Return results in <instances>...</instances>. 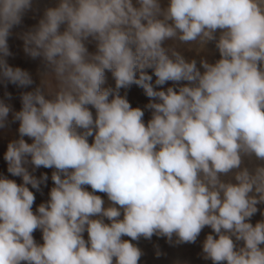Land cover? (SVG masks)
<instances>
[{
  "label": "clouds",
  "instance_id": "1",
  "mask_svg": "<svg viewBox=\"0 0 264 264\" xmlns=\"http://www.w3.org/2000/svg\"><path fill=\"white\" fill-rule=\"evenodd\" d=\"M32 7L0 0V81L20 88L34 81L9 65L8 38ZM20 38L45 71L19 111L0 100L22 178L0 176V264H138L132 241L195 243L205 227L204 259L264 264V219L250 222L264 204V0H58ZM209 42L214 62L180 50ZM132 85L147 122L120 94ZM41 167L53 186L34 211Z\"/></svg>",
  "mask_w": 264,
  "mask_h": 264
},
{
  "label": "rangeland",
  "instance_id": "2",
  "mask_svg": "<svg viewBox=\"0 0 264 264\" xmlns=\"http://www.w3.org/2000/svg\"><path fill=\"white\" fill-rule=\"evenodd\" d=\"M58 0H33V7L28 11L22 20L21 25L15 27L12 31L13 34L8 38V45L11 56L7 57V61L10 66L20 67L30 73L33 78V85L27 88H20L11 83H5L0 81V100H4L5 103L12 106L13 111H19L21 109V93L25 91H31L40 84L41 74L45 71L42 60L40 58L33 59L24 52L23 40L20 38L21 34L28 31L30 28L34 27L39 19L43 16V12L48 7H54ZM162 4L166 5L167 0H161ZM89 50L94 51V45H89ZM180 50L184 52L185 56L189 59L195 58L198 62L201 58H206L209 62H214L219 58V53L215 49L214 42H209L206 45V49L203 52L197 54L194 50L187 51L186 46H181ZM202 70V69H201ZM151 74V70H149ZM107 83L110 86L114 85V80L111 73L106 72ZM155 79V77H153ZM171 86L169 84L165 87ZM10 94V96L6 95ZM121 95H126L129 103L132 107H140L144 109V106L149 102V98L146 97L142 88L132 85L128 89H121ZM95 114V110L91 109ZM145 110L144 120L147 122L151 117L150 110ZM18 126L19 122H14L12 120L11 113L9 114L8 122L4 128H0V176H7L10 179L16 180L17 183L22 182V178L13 177L7 172V162L4 160V153L7 150V145L11 140L18 139ZM28 142H31L29 138L25 137ZM92 138H89L91 143ZM31 171V166H29ZM54 169L39 168L33 173L37 178L42 174H47L48 180L46 183L41 184L40 190L30 189L34 192L35 202L33 205V210L39 206V204L46 202L49 199V191L53 186L51 180V173ZM30 187V186H29ZM91 191L90 187L88 189ZM102 196V198L107 201L106 194L97 193ZM259 211L254 214L251 218L253 224L257 221L264 219V204L257 205ZM211 232V229L205 227L200 233L197 241L195 243H175L176 238L173 237L172 242H169L166 237H158L153 235L151 239H145L141 237L138 241H132L142 250L143 255L141 256L138 264H212L210 260H206L203 257L202 243L206 238V235ZM35 240L38 243H42V233L37 230L33 233ZM85 238L87 234L85 233ZM123 239L130 240L129 237H123ZM159 253V254H158Z\"/></svg>",
  "mask_w": 264,
  "mask_h": 264
}]
</instances>
